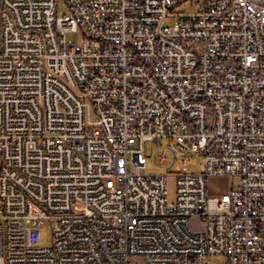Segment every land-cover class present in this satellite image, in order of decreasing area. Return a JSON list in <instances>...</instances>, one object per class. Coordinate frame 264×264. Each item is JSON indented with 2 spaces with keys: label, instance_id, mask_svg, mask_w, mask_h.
I'll use <instances>...</instances> for the list:
<instances>
[{
  "label": "built area",
  "instance_id": "obj_1",
  "mask_svg": "<svg viewBox=\"0 0 264 264\" xmlns=\"http://www.w3.org/2000/svg\"><path fill=\"white\" fill-rule=\"evenodd\" d=\"M65 1L0 0V264H264V0Z\"/></svg>",
  "mask_w": 264,
  "mask_h": 264
},
{
  "label": "rangeland",
  "instance_id": "obj_2",
  "mask_svg": "<svg viewBox=\"0 0 264 264\" xmlns=\"http://www.w3.org/2000/svg\"><path fill=\"white\" fill-rule=\"evenodd\" d=\"M189 3L181 6L179 11L184 12H192L189 7ZM70 13V9L65 0H59V11L58 14L63 16ZM67 40L78 43L83 41V35L81 31H70L67 33ZM172 145L170 139H163L160 144L157 145H147V152L150 155L148 159V165L146 168L147 173L149 174H165L169 175L167 179V188L169 192L170 201H174L176 199V177L175 175L181 169V164L186 162L187 168H189L192 172H203L205 170L203 157L197 154H189L187 160L184 157H180L176 160L175 164L171 166L173 160L172 151L169 147ZM167 156L166 161H162V156ZM216 183L215 179H212L209 183V190L213 191V185ZM221 188H226V183L224 180L219 181ZM53 241V231L50 224H46L42 230V245L50 246ZM212 261L215 264H222L223 258L219 256L211 257Z\"/></svg>",
  "mask_w": 264,
  "mask_h": 264
},
{
  "label": "bare ground",
  "instance_id": "obj_3",
  "mask_svg": "<svg viewBox=\"0 0 264 264\" xmlns=\"http://www.w3.org/2000/svg\"><path fill=\"white\" fill-rule=\"evenodd\" d=\"M218 180H219V181H220V180H224V182L226 183V188H225V189L228 188V181H229V179H228L227 177H219ZM215 181H216V180H215Z\"/></svg>",
  "mask_w": 264,
  "mask_h": 264
}]
</instances>
